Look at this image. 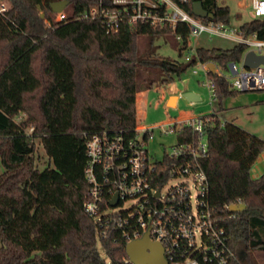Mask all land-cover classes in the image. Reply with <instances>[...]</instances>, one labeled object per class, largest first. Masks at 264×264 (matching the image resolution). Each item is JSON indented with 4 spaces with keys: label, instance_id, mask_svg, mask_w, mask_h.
<instances>
[{
    "label": "trees",
    "instance_id": "trees-1",
    "mask_svg": "<svg viewBox=\"0 0 264 264\" xmlns=\"http://www.w3.org/2000/svg\"><path fill=\"white\" fill-rule=\"evenodd\" d=\"M7 1L10 11L0 15V264H132L122 233L99 241L95 221L84 212L86 143L105 132L135 138L137 94L143 91L139 69L160 73L151 88L167 86L197 65L196 57L184 64L157 54L144 56L139 38L148 37L151 46L172 35L182 56L191 29L125 23L108 35L101 21L81 19L100 0H68V20L50 28L45 20L55 17L52 5L64 0ZM197 1L214 16L203 22L229 24L230 8L219 0H190L186 9L191 14ZM241 30L264 39V20L247 22ZM245 50L243 45L198 48L196 56L227 70ZM209 78L221 102L241 93L230 90L218 73ZM23 114L28 117L20 120ZM204 121L209 144L200 161L208 177L205 199L234 254L227 264H246L239 254L242 247L264 254V174H252L264 140L216 114ZM191 136L186 126L178 140ZM36 140L48 157L42 169L36 164ZM169 164L164 160L163 165ZM239 200L246 208L232 213L227 206Z\"/></svg>",
    "mask_w": 264,
    "mask_h": 264
},
{
    "label": "built area",
    "instance_id": "built-area-1",
    "mask_svg": "<svg viewBox=\"0 0 264 264\" xmlns=\"http://www.w3.org/2000/svg\"><path fill=\"white\" fill-rule=\"evenodd\" d=\"M189 3L190 0H100L81 19L101 21L108 35L118 33L125 23L153 28L187 25L191 29V38L204 33L227 35L222 26L207 24L191 14L186 9ZM251 7L254 20H264V0H251ZM10 8L7 0H0V15L5 16ZM67 20L65 11L56 13L47 26L51 28L53 23ZM239 33L240 39L235 40L246 50L239 62L228 65L227 70L234 81L229 82L215 65L216 73L228 80L230 90L264 91V64L252 68L245 66L250 52L264 57V39L257 32L248 33L240 29ZM196 50H189L186 62L197 58V65L210 81L211 98L217 99L215 83L209 78L210 64L201 62ZM194 74L198 71L194 70ZM211 103L214 105L213 100ZM176 125H170L172 129L168 133H182L187 126L191 128L192 136L178 140L172 153L162 160L150 157L147 148L149 131L142 138L138 132L131 139L105 132L88 139L85 168L88 198L84 212L95 221L99 241L112 232L120 231L128 244L150 233L151 240L163 246L169 264H227L234 254L226 246L224 230L205 199L208 177L200 161L207 156L209 144L204 117L181 121L178 130ZM261 155L264 157V151ZM164 160L172 164L163 165ZM178 179L182 181L172 184ZM115 200L117 205L114 207L112 202ZM241 204L239 200L234 205ZM234 205L227 208L231 211Z\"/></svg>",
    "mask_w": 264,
    "mask_h": 264
},
{
    "label": "rangeland",
    "instance_id": "rangeland-1",
    "mask_svg": "<svg viewBox=\"0 0 264 264\" xmlns=\"http://www.w3.org/2000/svg\"><path fill=\"white\" fill-rule=\"evenodd\" d=\"M219 4L230 8L229 24L226 26L218 25L225 28L227 35L221 37L204 33L198 38L192 37L188 50L184 51L182 56H180L181 45L172 35L156 39L151 46H148V37H140L138 45L141 54L144 56L157 54L187 64L186 57L189 55V50L234 48L238 45L235 39H240L241 27L255 19L252 13L251 0H219ZM68 10L69 7L66 12ZM45 21L47 25L49 20ZM238 65L240 66V64ZM194 70H197L198 74H194ZM218 72L226 76L229 82L234 81L230 71L218 67ZM159 75V72L139 69L138 87L143 91L137 94V132L140 138L146 131L150 132L147 148L151 159L162 160L165 155L171 154L173 147L177 145L178 134L176 131L168 133L172 129L170 125L177 124L178 130L181 121L194 120L214 113L264 140V91L241 92L235 97L221 102L211 98L208 86L210 81L199 65L191 66L167 86L156 83L150 88L149 84L152 81H157ZM188 92L199 96L200 100L190 103L184 96ZM173 97L176 98V107L169 106ZM212 100L214 105L211 103ZM27 117L26 114L21 115L22 120L27 119ZM28 131L32 133L33 129L30 128ZM35 158L37 166L41 169L48 163L47 154L39 140H36ZM261 161H263L262 155L253 167V176L264 174L260 165ZM179 181L182 179L174 180L172 184ZM190 185L193 186V183L190 182ZM193 191L196 195V190L193 189ZM98 245L100 247L99 242ZM243 251L246 252L244 256L241 255ZM239 254L246 264H264L263 253L256 251L248 253L242 247Z\"/></svg>",
    "mask_w": 264,
    "mask_h": 264
},
{
    "label": "water",
    "instance_id": "water-1",
    "mask_svg": "<svg viewBox=\"0 0 264 264\" xmlns=\"http://www.w3.org/2000/svg\"><path fill=\"white\" fill-rule=\"evenodd\" d=\"M70 5V1L64 0L52 5V11L56 13H61L66 10ZM192 13L201 19L213 20L214 16L209 14L203 7L202 2H194L192 6ZM44 18V14L41 15ZM260 64H264V57L256 56L253 52L247 54L245 59V66L252 68L257 67ZM210 71L216 73L215 65H209ZM190 103L197 102L200 97L193 93H186L184 95ZM170 107H176V98L173 97L169 103ZM117 205V200L112 202V206ZM246 208L245 204L234 205L231 207V212H239ZM126 252L132 264H169L166 256L165 250L160 243L153 242L150 238V233H147L143 238L132 241L127 244ZM246 254L245 251L241 253L242 256Z\"/></svg>",
    "mask_w": 264,
    "mask_h": 264
},
{
    "label": "crops",
    "instance_id": "crops-1",
    "mask_svg": "<svg viewBox=\"0 0 264 264\" xmlns=\"http://www.w3.org/2000/svg\"><path fill=\"white\" fill-rule=\"evenodd\" d=\"M260 165L262 167V171H264V157H263V161L260 162ZM260 167V166H259ZM261 174L257 175V176H253L255 178H258Z\"/></svg>",
    "mask_w": 264,
    "mask_h": 264
}]
</instances>
